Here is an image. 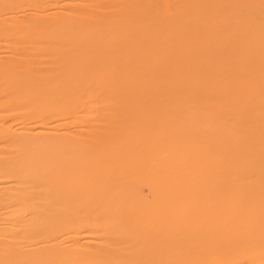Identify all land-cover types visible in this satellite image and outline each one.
Returning a JSON list of instances; mask_svg holds the SVG:
<instances>
[{
	"label": "bare ground",
	"instance_id": "1",
	"mask_svg": "<svg viewBox=\"0 0 264 264\" xmlns=\"http://www.w3.org/2000/svg\"><path fill=\"white\" fill-rule=\"evenodd\" d=\"M0 264H264V0H0Z\"/></svg>",
	"mask_w": 264,
	"mask_h": 264
}]
</instances>
